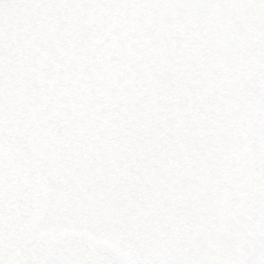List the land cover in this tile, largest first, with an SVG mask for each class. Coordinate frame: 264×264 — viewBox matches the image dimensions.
Segmentation results:
<instances>
[{
  "label": "snow or ice",
  "instance_id": "1",
  "mask_svg": "<svg viewBox=\"0 0 264 264\" xmlns=\"http://www.w3.org/2000/svg\"><path fill=\"white\" fill-rule=\"evenodd\" d=\"M0 264H264V0H0Z\"/></svg>",
  "mask_w": 264,
  "mask_h": 264
}]
</instances>
